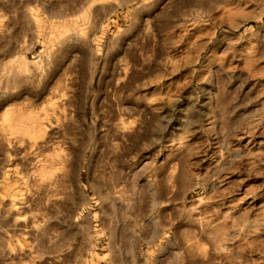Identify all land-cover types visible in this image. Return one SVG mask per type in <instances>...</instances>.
I'll list each match as a JSON object with an SVG mask.
<instances>
[{"label":"rangeland","instance_id":"obj_1","mask_svg":"<svg viewBox=\"0 0 264 264\" xmlns=\"http://www.w3.org/2000/svg\"><path fill=\"white\" fill-rule=\"evenodd\" d=\"M0 264H264V0H0Z\"/></svg>","mask_w":264,"mask_h":264}]
</instances>
